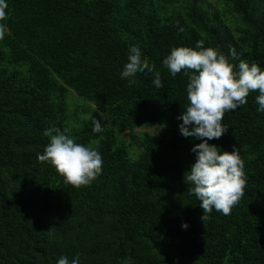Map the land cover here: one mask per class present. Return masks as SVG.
I'll list each match as a JSON object with an SVG mask.
<instances>
[{
    "label": "trees",
    "instance_id": "trees-1",
    "mask_svg": "<svg viewBox=\"0 0 264 264\" xmlns=\"http://www.w3.org/2000/svg\"><path fill=\"white\" fill-rule=\"evenodd\" d=\"M6 0L0 40V264H264V112L258 92L224 115L228 130L208 141L237 146L248 177L230 215L203 210L184 173L201 141L185 138L188 77H173L163 59L174 47L235 49L264 70V0ZM180 29H183L181 31ZM160 73L121 77L129 48ZM72 90L103 115L102 133L83 121L70 136L97 147L102 173L73 187L39 162L45 129H67ZM90 106L87 112L90 113ZM100 107V108H99ZM98 117L97 115H95ZM99 120V119H97ZM159 126L164 135L137 129ZM129 153L133 159H130ZM182 224H187L185 229Z\"/></svg>",
    "mask_w": 264,
    "mask_h": 264
},
{
    "label": "clouds",
    "instance_id": "clouds-1",
    "mask_svg": "<svg viewBox=\"0 0 264 264\" xmlns=\"http://www.w3.org/2000/svg\"><path fill=\"white\" fill-rule=\"evenodd\" d=\"M7 8L6 0H0V21L8 18ZM6 32V25L0 23V40ZM229 57L237 58L235 49L230 48L226 55L217 48L204 47V41L200 40L194 48L174 47L163 59L164 67L173 77L183 71L189 81L186 88L189 104L178 116L182 121L179 131L185 138L192 137L201 142L191 149L196 160L184 173L183 180L191 185L189 195H194L200 202L203 222L213 209L230 215L244 196L248 180L245 162L237 146H233L231 152L222 151L208 141L219 139L228 130L222 123L225 113L246 104L250 92L259 93L257 111L264 112V70L257 63L249 64L242 59L238 66L234 65ZM143 73H154L153 85L163 87L160 73L143 58L140 46H130L121 77L133 85L137 74ZM101 119L91 117L94 133L105 130ZM43 135L49 138V143L37 159L51 164L66 184L76 188L88 186L102 173L103 158L98 146L77 143L67 134V129L61 131L57 127L45 129ZM182 227L186 229L188 225L182 224ZM56 264H80V254L71 261L67 256H61ZM124 264H131V258H126Z\"/></svg>",
    "mask_w": 264,
    "mask_h": 264
},
{
    "label": "rangeland",
    "instance_id": "rangeland-1",
    "mask_svg": "<svg viewBox=\"0 0 264 264\" xmlns=\"http://www.w3.org/2000/svg\"><path fill=\"white\" fill-rule=\"evenodd\" d=\"M210 4H212L214 7L219 9V12L221 16H225L226 20L233 21V16L229 13L227 14L226 10L227 8L225 5L220 3L218 0H209ZM66 104L68 109V120H67V134L70 135V132L73 129H77L81 127L83 121H91V117L95 119H100V117H103L102 113H100V109L98 110L97 106H90L87 101L80 98L76 93H74L72 90L68 89V92L66 94ZM90 106V113L87 112L88 107ZM100 108V107H99ZM97 115L98 117H96ZM103 119V118H102ZM150 131L156 135H164L163 129L159 126H154L152 128H146V129H137V131ZM130 159H133V156L131 153H129Z\"/></svg>",
    "mask_w": 264,
    "mask_h": 264
}]
</instances>
